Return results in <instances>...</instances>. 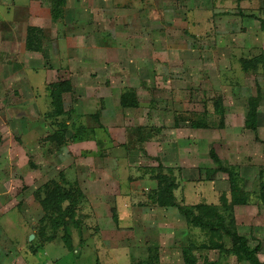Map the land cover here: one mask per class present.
Returning <instances> with one entry per match:
<instances>
[{
	"label": "rangeland",
	"instance_id": "rangeland-1",
	"mask_svg": "<svg viewBox=\"0 0 264 264\" xmlns=\"http://www.w3.org/2000/svg\"><path fill=\"white\" fill-rule=\"evenodd\" d=\"M110 1L91 17L98 34L82 23L75 35L99 55L89 42L70 53V65L108 59L110 73L81 66L88 80L59 81L71 84L67 110L81 104L54 124L65 146L50 158L42 133L7 139L0 97V264H248L218 223L237 207L264 213V0H164L157 15ZM56 188L75 194L70 232L41 206Z\"/></svg>",
	"mask_w": 264,
	"mask_h": 264
},
{
	"label": "crops",
	"instance_id": "crops-1",
	"mask_svg": "<svg viewBox=\"0 0 264 264\" xmlns=\"http://www.w3.org/2000/svg\"><path fill=\"white\" fill-rule=\"evenodd\" d=\"M115 1H119L121 8L132 5L126 4V0H113L112 3ZM129 1L135 2V0ZM139 1H144L146 13H150V15H157L164 10L162 7L164 0ZM108 2L111 1L66 0L64 18L53 22L51 7L44 0H0V97L3 98L2 102H5V104H2L3 110L6 109V113L10 114L7 120L3 119L2 123L7 139L10 140L11 136L13 137V132L19 129L28 130V134L34 137H40L41 133L44 137L53 135L55 127L46 118V113H51L53 110L52 100H50L47 90L49 84L58 83L59 81H78L80 78L88 80V76H92V74L83 75L80 72L81 66L84 69L93 66L94 73L101 74V71L110 73L107 65L111 62L107 61L108 59L99 61L97 58L95 61L84 55L80 59L74 57L76 62L70 65L72 61L70 53L77 50L85 52L88 47L85 43H95L89 36H87L88 42L84 37L81 41L75 37L77 26L82 23L88 25L91 28L93 38L94 34H98L99 31L96 28L98 24L93 26L94 15L102 16L101 8L104 9ZM204 2L206 1L201 3ZM260 10L264 15V8ZM86 15L88 20L83 21ZM92 15L93 18H91ZM105 21H102L104 25L106 24ZM102 23L99 25L102 26ZM29 28H37L42 31L41 52L27 50L26 42ZM105 40L108 43L109 39L106 38ZM107 45L109 46V43ZM100 49L93 44L91 46V50H94V56L99 55ZM72 67H78L77 72H74L73 75L68 72V69L70 70ZM109 78H112V76H109ZM66 95L72 97L73 94L63 95L64 112L75 110L76 114L79 115L78 105L81 104L78 103L80 102L78 97L76 96V105L67 110L66 99H64ZM5 96L9 98L8 103L4 100ZM107 109L110 110L111 106L108 105ZM14 113H18V115ZM45 121H50V125ZM23 127L26 129H23ZM35 145L39 147L40 142ZM51 146L52 143L47 142L45 150L39 149V151L41 154L45 151V154L51 158L52 155L49 150ZM254 209L257 208L254 206L236 208L234 212L236 228L238 233L248 240L251 248H260L256 258L260 264H264V213L260 217ZM244 220H246V225L242 224ZM244 226H248V232L246 233L244 232Z\"/></svg>",
	"mask_w": 264,
	"mask_h": 264
},
{
	"label": "trees",
	"instance_id": "trees-1",
	"mask_svg": "<svg viewBox=\"0 0 264 264\" xmlns=\"http://www.w3.org/2000/svg\"><path fill=\"white\" fill-rule=\"evenodd\" d=\"M47 2L51 7V17L53 22H57L59 20H62L64 18V8L66 6V0H44ZM264 25V20H263ZM41 34L42 31L37 28H29L28 30V37H27V50L34 51V52H41ZM49 91L51 90L49 96L52 100V107L53 110L51 113H48L46 115V118L52 122V125L55 123L62 124L63 118L68 117L69 113H73V111L64 112V102H63V94L72 93L69 92L71 90V84L69 82H58L51 84V86L48 88ZM130 97V94L121 97V104L125 105V103ZM134 97L133 94H131V98ZM127 107H135L133 103H129V105H126ZM258 107H259V98H252L249 100L248 103V113H247V122L248 126L252 131L257 132L258 131ZM76 113V112H75ZM61 119V120H60ZM64 130V129H63ZM62 132L54 133L52 136H49L50 138L47 140V142H50L52 144H57L60 146H65L66 140L62 137ZM236 186V185H235ZM170 196L172 195L169 192ZM79 196H81L79 194ZM75 198V194H72L70 191L63 190V189H54L53 191L49 192L47 196L43 200H41V206L43 211L46 213V215L49 216H56L55 217V224L57 227H60L63 223V228L70 232L68 226L73 220V203L75 202L73 200ZM67 202L68 208L64 209L62 207V204ZM170 205H173V199L169 202ZM237 203H234L236 205ZM72 205V206H71ZM203 210V209H202ZM192 211L189 209H185L183 213L187 216H190L192 218V222L196 225H199L201 227H205V224L208 222H203L204 224H201L202 220L199 217H194V214H190ZM234 213H229L230 217H221L222 222H219L218 225L221 226V230L231 239L233 243V247L236 248L235 255L238 256L239 259L246 261L250 264H260L258 259L256 258V254L259 251V247L257 248H251L248 244V240L241 236L236 228L235 220L233 218ZM113 219L117 220V213L116 210H112ZM67 218V219H66ZM230 222V223H229ZM73 224V223H72ZM75 224V222H74ZM217 225L210 224V226H206L210 229H215ZM70 235V234H69ZM68 233L63 236L64 245L68 250H72V242H71V236L69 237ZM187 264H195V261L187 262Z\"/></svg>",
	"mask_w": 264,
	"mask_h": 264
}]
</instances>
